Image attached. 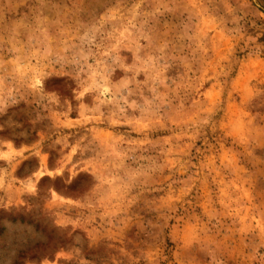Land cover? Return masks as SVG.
Masks as SVG:
<instances>
[{
  "label": "rangeland",
  "instance_id": "rangeland-1",
  "mask_svg": "<svg viewBox=\"0 0 264 264\" xmlns=\"http://www.w3.org/2000/svg\"><path fill=\"white\" fill-rule=\"evenodd\" d=\"M0 264H264V0H0Z\"/></svg>",
  "mask_w": 264,
  "mask_h": 264
}]
</instances>
